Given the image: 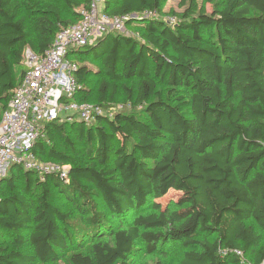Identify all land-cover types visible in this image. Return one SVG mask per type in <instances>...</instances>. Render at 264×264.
Wrapping results in <instances>:
<instances>
[{
	"label": "trees",
	"instance_id": "1",
	"mask_svg": "<svg viewBox=\"0 0 264 264\" xmlns=\"http://www.w3.org/2000/svg\"><path fill=\"white\" fill-rule=\"evenodd\" d=\"M166 1L106 0L126 32L69 52L78 101L107 108L121 88L129 109L90 125L44 124L31 151L68 164V183L7 167L0 264H131L137 242L150 256L174 250L175 264H243V255L264 264V0H205L209 12L190 0L170 13ZM90 2L0 0V118L25 72L24 48L45 52ZM67 127L84 155L54 146L60 138L73 149ZM169 190L177 198L161 203Z\"/></svg>",
	"mask_w": 264,
	"mask_h": 264
},
{
	"label": "built area",
	"instance_id": "2",
	"mask_svg": "<svg viewBox=\"0 0 264 264\" xmlns=\"http://www.w3.org/2000/svg\"><path fill=\"white\" fill-rule=\"evenodd\" d=\"M105 1L91 0L88 7L78 8L79 20L61 26L45 52L40 54L24 48L25 72L12 90L0 118V177L10 164H16L23 170L38 173L41 178L49 173L57 174L68 183V164L39 162L31 151L35 141L44 136V124L79 120L90 125L98 116L112 118L113 113L120 110L121 105L115 109L107 107L104 112L100 105L78 101L75 98L78 84L74 77L77 63L68 59L72 48L88 44L109 26L124 27L125 17H110L104 12ZM175 20V17L167 18L169 23Z\"/></svg>",
	"mask_w": 264,
	"mask_h": 264
},
{
	"label": "rangeland",
	"instance_id": "3",
	"mask_svg": "<svg viewBox=\"0 0 264 264\" xmlns=\"http://www.w3.org/2000/svg\"><path fill=\"white\" fill-rule=\"evenodd\" d=\"M190 0H186L184 5H181L180 0H167L164 4V8L163 10L166 13H170V12H183L185 10V8L188 6ZM194 5L197 8H204L206 10V12H209L212 8L211 4L205 2V0H194ZM60 7L62 8V15L67 17L68 15L66 14V12H64V8L62 5H60ZM165 19L169 18V17H175L173 14H166ZM176 19V17H175ZM28 24V21H27ZM111 29H115L114 27L109 26L108 30ZM118 32L124 33L126 32L124 27L121 29H115ZM105 32V31H103ZM102 32V33H103ZM102 33H98V34H102ZM86 62L87 64H92V65H97V63L93 60H81L79 63H84ZM92 83L93 81H95L94 77H91ZM92 83H90V86L92 85ZM124 99V94H123V90L121 88H119V90L117 91V93L111 98L109 104L110 107H108L109 109H115L117 108L119 105H121L120 110H128L129 109V105L128 104H124L123 102ZM91 101H94L93 99ZM106 107H103L104 112L107 111ZM66 133H67V137L69 138V141L71 143V145H73V149H69L65 142L60 139V138H56L55 139V143L54 146L64 152L67 153H71V154H76V155H84L85 153V146L83 145V141L82 139H79L75 133H73L68 127L66 128ZM45 145L50 146L51 144L48 143L47 141L44 143ZM39 162H43V163H47V162H51L49 160H44V159H39ZM36 173V172H35ZM5 174V173H4ZM37 175H39L38 173H36ZM19 178L16 182V190H20L23 186V179H22V174L19 173ZM4 188L6 187L4 184L2 185ZM53 192L56 195V203L62 206V209H66V210H70V206L65 204L63 198L61 196H59L56 192V190H53ZM178 196V193L174 190H169L168 193L159 199V201L163 204H165L168 200L170 199H176ZM135 252L131 255L130 257V263L131 264H158L157 262H163L164 264H175L176 260H177V252H175L174 250H170L168 251L166 254L164 255H160L155 253L153 256L151 255H146L144 252V247L140 242H137L135 245ZM26 251L29 252V250L26 248ZM242 260L244 261V263H250L251 261V256L250 255H243L242 256ZM35 264H68L64 261L61 262H47V263H35Z\"/></svg>",
	"mask_w": 264,
	"mask_h": 264
},
{
	"label": "crops",
	"instance_id": "4",
	"mask_svg": "<svg viewBox=\"0 0 264 264\" xmlns=\"http://www.w3.org/2000/svg\"><path fill=\"white\" fill-rule=\"evenodd\" d=\"M98 36V35H97Z\"/></svg>",
	"mask_w": 264,
	"mask_h": 264
}]
</instances>
